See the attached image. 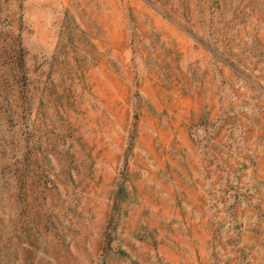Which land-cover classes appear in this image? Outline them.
<instances>
[{"label": "rangeland", "instance_id": "374dc122", "mask_svg": "<svg viewBox=\"0 0 264 264\" xmlns=\"http://www.w3.org/2000/svg\"><path fill=\"white\" fill-rule=\"evenodd\" d=\"M151 1L0 0V264H264V0Z\"/></svg>", "mask_w": 264, "mask_h": 264}, {"label": "trees", "instance_id": "16d2710c", "mask_svg": "<svg viewBox=\"0 0 264 264\" xmlns=\"http://www.w3.org/2000/svg\"><path fill=\"white\" fill-rule=\"evenodd\" d=\"M144 1H146V2H148L149 3V5H152V6H155L154 5V3L151 1V0H144ZM226 0H214L213 1V3H211L209 6H208V8L209 7H215V9L216 10H218V13L221 11V7H220V5H221V3H223V2H225ZM230 2H233V0H229ZM235 10H234V12H233V16L235 17ZM165 16H169V15H165ZM168 18H171V17H168ZM211 23L210 21H204V24L205 23ZM239 25H241V24H239ZM237 35L236 36H238V34H239V32L238 33H236ZM194 40H202V39H200L199 37H197V34H196V32H194ZM203 42V41H202ZM204 48L208 51V53L211 55V57L215 60H218L219 62H221L223 65H228L229 63L227 62V61H223V60H219V57H217V54H216V51L211 47V45L209 44V43H204ZM226 62V63H225ZM229 66V65H228ZM11 77H10V79H7V80H10L11 81V83H16V84H18L19 82V79H20V73H11ZM7 119H9V117L7 118Z\"/></svg>", "mask_w": 264, "mask_h": 264}]
</instances>
